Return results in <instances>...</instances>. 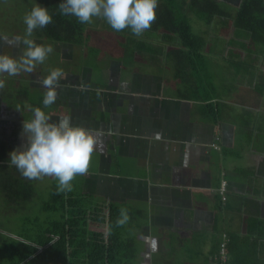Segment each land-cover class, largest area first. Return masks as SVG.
Instances as JSON below:
<instances>
[{
  "label": "crops",
  "instance_id": "crops-1",
  "mask_svg": "<svg viewBox=\"0 0 264 264\" xmlns=\"http://www.w3.org/2000/svg\"><path fill=\"white\" fill-rule=\"evenodd\" d=\"M234 18L212 22L230 29L225 50H214L226 60L230 79L219 74L222 65L206 68L208 87L220 104L218 122L206 114L210 102L199 98L196 85L186 87L179 80L170 53L182 44L163 33L161 39L144 40L146 46L130 48L127 62L100 59L75 71L71 62L59 65L65 75L48 108L40 105L47 91L40 80L48 66L46 75L39 71L29 83L13 79V113L0 116L3 131L10 120L15 123L9 128L11 151L25 142L23 122L36 107L53 121L68 117L73 125L93 130L97 144L90 170L73 185L96 202L128 210L126 226L139 249L135 264L178 259L177 264H264V45L260 50L234 45L230 31L245 34ZM203 31L208 44L210 30ZM232 52L238 56L230 57ZM26 84L37 106L27 104ZM224 180L226 200L220 191ZM181 250L185 257L179 256Z\"/></svg>",
  "mask_w": 264,
  "mask_h": 264
},
{
  "label": "trees",
  "instance_id": "trees-1",
  "mask_svg": "<svg viewBox=\"0 0 264 264\" xmlns=\"http://www.w3.org/2000/svg\"><path fill=\"white\" fill-rule=\"evenodd\" d=\"M37 3L48 8L53 22L43 29L35 30L33 37L72 45H82L86 42V24L79 23L74 17L61 15L58 8L61 0H34L28 11ZM230 9H235L236 15ZM190 12L208 24L217 17H235L239 30H249L241 32H249L251 35L254 32L255 42L264 45V0H244L240 8L220 0H159L157 18L149 31H163V38L168 41L179 39L182 47L170 53L176 61L178 78L186 87L196 85L199 98L210 102L205 108L206 114L218 122V96L208 87L207 82L211 81V78L206 74L202 63L207 58V40L205 36L194 32ZM21 22L23 23V20ZM22 28L26 29V26ZM19 32L18 30L12 33L18 35ZM123 32L131 34L127 29ZM136 43L138 46L148 45L145 41ZM190 80L199 83H189ZM209 105L211 107H208ZM1 143L2 141L0 193L6 201V206L2 208L8 214L27 207L32 208L37 196L35 183L38 180L26 179L14 166H10V150ZM51 197L52 201L47 202L45 206L60 213L59 218H43L38 215L25 217L26 226L13 233L14 235L4 233L0 229V264H70L68 251L71 225L76 229L83 227L84 232H87L86 241L80 244L85 250V264H132V261L136 260L139 249L131 228L126 226V223L122 226L116 225L120 209L123 208L121 204L111 201L96 202L92 194L75 189L57 194V183L51 191ZM1 201L0 199V203ZM96 223L104 224L105 230L89 228Z\"/></svg>",
  "mask_w": 264,
  "mask_h": 264
},
{
  "label": "clouds",
  "instance_id": "clouds-1",
  "mask_svg": "<svg viewBox=\"0 0 264 264\" xmlns=\"http://www.w3.org/2000/svg\"><path fill=\"white\" fill-rule=\"evenodd\" d=\"M158 6L159 0H61L58 8L61 15L74 17L81 24H92L95 19H101L115 32L127 29L140 38L155 23ZM52 22L48 8L39 3L25 13V33L16 37L17 44H22L23 49L18 57L0 53V77L31 74L38 65L44 64L54 48L51 44L37 43L33 34ZM64 75L63 69L56 67L40 80L47 89L43 97L44 108L55 103ZM4 88L5 80L0 78V90ZM22 136L26 140L21 148L9 153V164L24 178L42 180L49 177L57 181V194H60L71 192L76 177L88 174L97 144L93 130L73 125L68 117L53 121L44 110L36 107L32 109V118L23 122ZM128 219V210L121 208L116 225L122 226Z\"/></svg>",
  "mask_w": 264,
  "mask_h": 264
},
{
  "label": "rangeland",
  "instance_id": "rangeland-1",
  "mask_svg": "<svg viewBox=\"0 0 264 264\" xmlns=\"http://www.w3.org/2000/svg\"><path fill=\"white\" fill-rule=\"evenodd\" d=\"M34 0H0V36L2 34L6 35H13L16 36V34L12 33L13 31H20L18 36H23L25 33V28H22L24 26V23L21 21L23 20V16L26 12H28L30 4H33ZM244 1V0H243ZM234 15H236L237 11L231 10ZM191 13V23L193 25V29L195 33L198 34H204L206 31L203 30H210V36H209V43H208V50L206 51V57L202 63L204 64V68H214L218 65H222V68L219 69V74L224 75L225 80L230 79L229 71L226 69L225 66H227L226 60L221 57L220 52H214V50L217 48L220 51L225 50V46L229 43V40L224 37V34L226 31H229L230 29L226 27L225 25L221 24L220 22L216 21L214 24L212 23L209 25L205 21L201 20L198 16ZM242 31H249V30H242ZM163 31H147L143 34L140 38H132L134 37L132 34H129L128 32H115L113 31L110 26L101 19H95L92 24H86L85 28V40L86 42L82 45H72L70 48L69 45L66 44H59V49H56L54 46V42L43 40L44 44H51L54 48V51L49 55L48 59L44 62V64L41 65V69H37L35 71L34 75H31L29 73H22L19 75V77L25 78L26 83H29L28 78L30 76H37L39 74V71L42 72V75H46L45 68L47 67V72L52 69L59 67V65H69L71 62L72 70H77V67L81 63L86 64H98L100 59H108V60H123L125 62L130 59L131 52L133 51L130 48H139L138 45H136V41H152L154 37H157L161 39ZM242 36L236 35V32L230 31V34L232 35L233 44L237 45L238 47L244 46L247 48H255L257 50H260L261 45L259 43L255 42V39L249 32H244ZM208 35V34H207ZM10 40V39H9ZM37 43H42L39 39H35ZM136 43V44H135ZM22 45V44H21ZM131 45V46H130ZM257 45V46H256ZM129 47V48H128ZM65 49V50H62ZM214 52V53H213ZM20 54L18 53L17 57ZM233 55H236L235 53L229 54L230 57ZM244 56V55H243ZM240 57V60H244ZM128 59H127V58ZM68 58V59H66ZM175 63V62H174ZM245 71V66L242 69ZM206 72V71H205ZM206 74H211L209 71L206 72ZM5 79H9L10 86L13 91V87L15 83L13 82V79L18 78V76L15 77H8L6 74L3 77H0ZM217 85H220L217 83ZM27 89V94L24 96L28 99L27 104L36 105L32 90H28L27 87H29V84L25 85ZM10 94V92L8 93ZM8 94L4 95L3 98L7 97ZM240 94V93H238ZM38 100V96L35 98ZM25 101V100H24ZM39 103V102H38ZM32 107V106H31ZM2 123V122H1ZM0 124V136L5 135L4 133L6 131H9V128L11 126V131L15 128V123H13L10 120L9 127L6 128L8 130H4L1 127ZM11 133V132H10ZM13 135H11L10 140L2 141L1 144H5L10 152H11V141H13ZM13 144V143H12ZM15 148V147H14ZM81 177V176H80ZM79 176L76 177V179L80 178ZM75 179V180H76ZM81 179V178H80ZM80 179L78 182H80ZM57 181L45 177L42 180H38L35 183L37 196L33 203L32 208L27 207V209H20V211L8 214L5 213L3 208L6 206V201L4 200V197L0 193V199L2 200L0 203V229L4 231V233L12 235L15 232H19L21 229H23L25 224V217H34L36 215L41 216L43 218L52 216L54 218H59L60 213L51 211L46 208V203L52 201L51 197V191L56 185ZM75 189V188H74ZM73 189V190H74ZM76 190V189H75ZM1 191V190H0ZM103 199L99 198V201H102ZM90 229H95L98 231L105 230V225H101V223H96L95 225H90ZM85 229L81 227L80 229L74 228L73 225L70 226V242H69V257H70V264H85V252L82 250L81 243L86 241V235L87 232H84ZM78 246V247H77ZM167 246V245H166ZM171 246V245H170ZM172 247V246H171ZM141 248V247H140ZM180 257L184 256V250H181L179 252ZM179 260V259H178ZM178 260H175L174 264L178 263ZM137 260H133L132 264H135ZM165 262V259L162 260ZM180 261V260H179Z\"/></svg>",
  "mask_w": 264,
  "mask_h": 264
},
{
  "label": "flooded vegetation",
  "instance_id": "flooded-vegetation-1",
  "mask_svg": "<svg viewBox=\"0 0 264 264\" xmlns=\"http://www.w3.org/2000/svg\"><path fill=\"white\" fill-rule=\"evenodd\" d=\"M224 2H227L229 4H237V1L239 0H223ZM228 5V4H227ZM18 35L14 36L13 35H6L2 34L0 36V53H7L13 56H17L18 53L21 54V51L23 49V45H18L16 41V37ZM10 39V40H9ZM33 39H38L36 37H33ZM42 44H44V41L42 39H39ZM54 46L56 49H59V44L58 42H54ZM72 45V44H70ZM63 50V49H62ZM68 59V58H66ZM19 77V76H18ZM15 89V85L13 87ZM12 87L10 86L9 79H5V88L3 90H0V116L6 115L7 112L13 113V109H11L12 105L14 104L15 98H13V92L10 90ZM13 89V90H14ZM10 92V94H8ZM8 94V96L3 98L4 95ZM8 128V127H7ZM8 130V129H6ZM5 135L0 136V141H5V140H10L12 133L9 131H6L4 133ZM14 139V137H13ZM6 142V141H5Z\"/></svg>",
  "mask_w": 264,
  "mask_h": 264
},
{
  "label": "built area",
  "instance_id": "built-area-1",
  "mask_svg": "<svg viewBox=\"0 0 264 264\" xmlns=\"http://www.w3.org/2000/svg\"><path fill=\"white\" fill-rule=\"evenodd\" d=\"M218 148V146H217ZM227 189H228V181L227 180H224L222 185H221V188H220V191H221V194H222V197L224 200L227 199ZM225 243L222 244V248H221V255L224 257L225 255ZM218 264H224L223 262H217Z\"/></svg>",
  "mask_w": 264,
  "mask_h": 264
},
{
  "label": "water",
  "instance_id": "water-1",
  "mask_svg": "<svg viewBox=\"0 0 264 264\" xmlns=\"http://www.w3.org/2000/svg\"><path fill=\"white\" fill-rule=\"evenodd\" d=\"M12 235H14V234H12Z\"/></svg>",
  "mask_w": 264,
  "mask_h": 264
}]
</instances>
